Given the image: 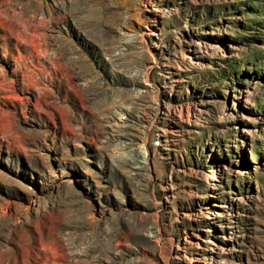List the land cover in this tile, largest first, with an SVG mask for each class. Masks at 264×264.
Returning <instances> with one entry per match:
<instances>
[{
	"label": "rangeland",
	"instance_id": "1",
	"mask_svg": "<svg viewBox=\"0 0 264 264\" xmlns=\"http://www.w3.org/2000/svg\"><path fill=\"white\" fill-rule=\"evenodd\" d=\"M0 264H264V0H0Z\"/></svg>",
	"mask_w": 264,
	"mask_h": 264
}]
</instances>
